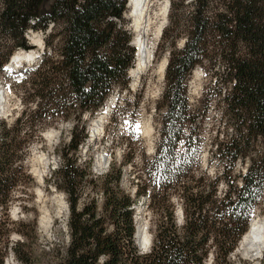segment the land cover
Instances as JSON below:
<instances>
[{
	"label": "trees",
	"instance_id": "trees-1",
	"mask_svg": "<svg viewBox=\"0 0 264 264\" xmlns=\"http://www.w3.org/2000/svg\"><path fill=\"white\" fill-rule=\"evenodd\" d=\"M190 2V29L166 66L159 139L153 157L137 169L131 194L122 186V167L112 163L95 174L92 157L81 162L78 154L86 139L82 116L103 108L114 85L124 89L132 81L128 73L136 52L123 16L127 0H0V31L13 46L29 49L25 31L49 23L61 35L54 55L43 53L35 76L24 81L36 96L35 109L23 111L13 125L0 121V264L8 253L19 264H32L24 248L27 233L18 231L23 240L10 241L9 207L25 173L19 133L38 113L41 121L49 118V108L72 124L68 143L58 150L59 162L45 179L67 203V241L51 246L53 264H205L210 253L213 264H228L264 193V0ZM199 64L205 65L209 82L202 107L192 108L185 80ZM211 102L223 129L215 144L221 170L212 179L195 178L200 146L195 129ZM238 161L247 164L235 175ZM141 176L147 179L144 185ZM220 180L225 190L218 194ZM173 195L181 202V224ZM142 196L156 218L146 252L134 236V205Z\"/></svg>",
	"mask_w": 264,
	"mask_h": 264
},
{
	"label": "rangeland",
	"instance_id": "rangeland-1",
	"mask_svg": "<svg viewBox=\"0 0 264 264\" xmlns=\"http://www.w3.org/2000/svg\"><path fill=\"white\" fill-rule=\"evenodd\" d=\"M130 9L127 4L124 18L128 22L127 28L132 33V41L137 38L138 41L141 39L145 45H149L150 55L153 54V57L151 59L150 56L146 60V66L135 89L130 90L129 85L124 89L114 85L103 105L104 107L110 105L112 98L115 103L104 116L96 138L90 140L92 122L103 112L104 107H100L94 116L90 117L87 114L82 116V120L87 123L86 139L79 145L78 154L81 162L88 156L92 157L91 171L95 174L105 172L112 163L122 167V186L134 194L137 169L140 170L145 161L153 157L159 139L160 115L164 111V108L159 109V106L163 102L162 93L167 80L166 69L161 78L158 75V63L166 57L168 64L171 51L182 47L190 29L192 4L190 0H151L145 13L137 15L136 18L129 15ZM137 19L141 22L139 28H136L135 24ZM58 30L52 23L45 29H27L24 37L29 49L13 46L12 41L0 31V121L13 125L23 111H33L37 101L33 89L24 82L35 76L37 66L25 68L21 73L9 72L5 67L18 59L14 56L18 55L22 59L28 51L39 52L41 56L43 53L54 55L61 43ZM134 49L136 52L135 47ZM8 53L11 54L9 60L2 64ZM208 82L209 75L206 74L205 65H196L186 77V97L192 108L202 107ZM47 111L50 114L49 118L41 121L42 114L38 113L32 117V125L24 127L19 133V145L24 152L22 164L25 173L22 185L14 192L15 200L9 207V217L13 221L11 226L14 229L10 233V241L14 243L23 240L18 231L27 233L24 248L29 251L32 264H53L51 246H64L67 241L64 194L48 184L45 179L59 162L58 150L63 144L68 143L72 124L69 119L51 115L54 114L53 109L49 108ZM195 130V134L199 133L200 146L199 165L193 176L197 178L204 174L212 179L219 175L221 170V163L218 162L215 153V144L223 138L219 112L214 102H211L207 114ZM182 150L183 146L179 144L178 151ZM246 164V161H238L233 173L235 175L243 173ZM146 182L147 179L141 176L139 183L144 185ZM224 190L225 185L220 180L218 194ZM177 198L173 195L171 202L176 222L181 224V202ZM147 203L146 196H142L134 205V222L139 223L141 229L150 237L149 246H144L142 252L150 249L156 222ZM254 218L264 220V193L258 205L251 211L246 230ZM240 240L228 256V264H260L264 259V251L259 259H251L247 255L246 247L239 245ZM137 241L141 242L139 237ZM212 260L213 256L210 253L205 264H213ZM4 264L19 262L8 253Z\"/></svg>",
	"mask_w": 264,
	"mask_h": 264
},
{
	"label": "bare ground",
	"instance_id": "bare-ground-1",
	"mask_svg": "<svg viewBox=\"0 0 264 264\" xmlns=\"http://www.w3.org/2000/svg\"><path fill=\"white\" fill-rule=\"evenodd\" d=\"M150 1L151 0H127L128 6H130V8H131L129 15L135 16V18L137 15H139V16L143 15V13H145V11L147 10V7H148ZM163 15L165 16V11L163 12ZM135 24H136V28H139L141 22L137 19ZM136 40H137V38H136ZM135 44L137 46V52L135 53L136 63H135V66L132 69H130L129 73H128L129 77H131V79H132V81L129 85L130 90H133L137 87L138 82H139L138 81L139 77H140L144 67L146 66V60L148 58H150V56H151L150 55L151 47H148L149 45H145V43L141 39L139 41L137 40ZM39 56H40V53L35 52V51H28V53H26L24 58H22V59H20L19 58L20 56H18V55L14 56V57H17L18 59L13 63L8 64L6 66V70L7 71L11 70V72H13V69L17 68L19 66H22L23 68L26 65L28 67L33 66V64L37 60V57H39ZM166 64H167V58L166 57L163 58L158 63L157 73L160 76V78L164 74ZM110 107H111V103H110V105H107L106 107H104L103 112L98 114L97 118L93 119L90 140L92 138H96V136L99 134L98 128L103 123L104 116L107 114ZM143 129H144V127H143ZM135 236H136L135 238L139 237L141 242H139V241L138 242L141 243L143 246H146L145 241H147L150 238L149 234L146 233L144 231V229H141V226L139 225V223H137V232H136ZM239 245L246 247V252H247L248 257H250L251 259H259L260 256L262 255L263 251H264V220H258L256 218H254L249 223V227H248L247 231L243 234Z\"/></svg>",
	"mask_w": 264,
	"mask_h": 264
},
{
	"label": "water",
	"instance_id": "water-1",
	"mask_svg": "<svg viewBox=\"0 0 264 264\" xmlns=\"http://www.w3.org/2000/svg\"><path fill=\"white\" fill-rule=\"evenodd\" d=\"M167 65V64H166ZM66 203V202H65ZM66 211H67V203H66ZM182 214V213H181ZM138 242V241H137ZM138 248H140L141 250L145 247H143V245L141 243L138 242Z\"/></svg>",
	"mask_w": 264,
	"mask_h": 264
}]
</instances>
